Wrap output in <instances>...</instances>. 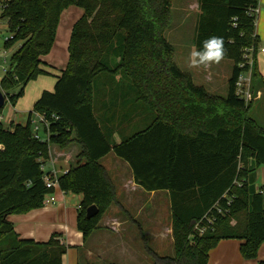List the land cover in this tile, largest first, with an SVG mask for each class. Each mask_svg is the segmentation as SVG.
<instances>
[{
	"label": "trees",
	"instance_id": "16d2710c",
	"mask_svg": "<svg viewBox=\"0 0 264 264\" xmlns=\"http://www.w3.org/2000/svg\"><path fill=\"white\" fill-rule=\"evenodd\" d=\"M258 3L199 0L197 50L205 39L223 37L225 58L234 63L222 96L195 84L174 61L165 36L171 0H6L2 17H8L12 38L4 44L20 42L0 87L13 106L29 81L49 73L42 57L54 44L62 11L74 5L84 14L73 25L69 60L55 75L54 90H44L34 105L35 111L59 116L50 123L49 141L33 137L30 117L24 124L0 121V264L62 263L67 246L61 234L41 242L21 238L8 216L45 205L54 192L41 170L49 146L66 148L74 140L81 145L78 162L58 177V185L82 195L77 228L84 240L117 201L100 163L113 151L145 190L169 191L174 255L147 250L154 264H208L209 251L222 239L242 240V256L257 258L264 243V188L256 184V171L264 165V127L250 115L253 101L234 90L239 73L249 68L240 67L246 49L257 48V14L251 9ZM252 87L264 91L255 55ZM131 108L146 113L144 123L115 143L111 127L121 131L118 114ZM93 204L100 212L88 218Z\"/></svg>",
	"mask_w": 264,
	"mask_h": 264
},
{
	"label": "crops",
	"instance_id": "0c3cea01",
	"mask_svg": "<svg viewBox=\"0 0 264 264\" xmlns=\"http://www.w3.org/2000/svg\"><path fill=\"white\" fill-rule=\"evenodd\" d=\"M258 7L259 11L256 20L258 44L255 51V59L264 82V0H259ZM199 13V0H187L184 18L186 19L185 22H188L189 17L192 16L194 32ZM83 14L84 9L81 7L75 9L69 6L62 11L54 44L50 52L42 57L43 61L47 64L45 68L49 73L41 74L35 80L43 85L37 93V99L44 90H54L56 83L55 75L67 66L71 31L74 23ZM261 51L262 53L258 57ZM219 64H213L207 70L203 69L205 70L203 74L211 77V70L215 65ZM200 71L198 69V72ZM49 75L54 76L51 81L45 78ZM203 82H210V80L206 79V81L200 82L199 86H203L209 93H212ZM212 88L215 90L216 86H212ZM212 88L210 90H213ZM262 97H264V93ZM30 111L31 109L28 112L27 120L29 119ZM262 111H264L263 108ZM145 115L146 113L144 114L134 108H131L128 114H123L122 116L118 114L117 121H119V126L123 125L122 130L119 131L120 129L111 127V139L115 143H119L124 134H129L134 129L136 130L137 126L141 127L143 125ZM123 118L125 121L120 123V120ZM72 137L75 138L74 135ZM80 152L81 145L76 140L71 142L66 148H60L57 144H50L47 164L50 165V160L53 158L59 159L56 167L59 169L58 176H60L66 169L77 164V156ZM112 152L110 151L101 157L100 163L105 167L115 185L117 201L112 203L106 210L99 222V228L87 240L83 239L82 232L77 228V215L81 194L65 192L58 184L54 189L56 196V202L54 204L44 205L26 213L10 214L8 216L9 221L14 225L16 233L21 238H30L40 242L49 240L53 234H61L63 237L62 242L67 246V251L63 254L61 264H81V257L85 255L88 261L91 262L89 259L94 255V251H101L106 253V255L112 256L113 259L110 262H115L116 264H126L128 260H134L137 263L138 260H135L134 254L135 251H145V256H151L147 250L155 252L149 246V237L153 236L160 244L166 242L173 243L172 211L169 191L145 190L135 182L129 164L125 160V162H122L123 159L115 154L114 156H109ZM65 156L68 158L67 162L63 160ZM256 173L257 187L264 188V177L261 178V184L258 183L260 174L264 173V165L259 167ZM135 231L139 233L142 245L138 241ZM242 242L239 239L220 240L218 245L209 251L208 264H258L264 259V257L259 256V252L257 258L245 259L240 253V245ZM236 252L240 253L243 258Z\"/></svg>",
	"mask_w": 264,
	"mask_h": 264
},
{
	"label": "rangeland",
	"instance_id": "374dc122",
	"mask_svg": "<svg viewBox=\"0 0 264 264\" xmlns=\"http://www.w3.org/2000/svg\"><path fill=\"white\" fill-rule=\"evenodd\" d=\"M6 1V0H0ZM191 1V0H190ZM187 0H171V12H172V20L170 26L165 31V36L170 44L173 46V59L176 62L177 66L183 71L191 74L194 83L199 85L200 82L206 81V79L210 80V82H203L207 89L218 95H227L229 88V79L232 75L233 71V61L231 59L224 58L223 62L219 65H215V67L211 70V77L205 76L203 73L205 70L200 68V72H198L197 68L189 67V56L193 48H196L194 37L196 33V29L194 32L193 29V18L189 17L188 22H185L184 13L186 7ZM0 79L3 76L5 69L9 67L11 63V55L18 48L20 41L13 42L9 47H5V40L10 37V30L8 26V17H2V13L4 9L2 8V4H0ZM75 9H78L76 6H72ZM262 51L258 54V57L261 55ZM207 73V71H206ZM53 75L46 76L45 78L48 81L52 80ZM37 79V78H36ZM31 80L25 87L24 95L19 97L15 106L7 99L5 105L1 110V116H3L2 123L6 126H9L11 123H26L28 118L29 110L34 109V105L37 101V93L40 90L41 85L39 81ZM47 85V84H44ZM212 86H216L214 90ZM212 88L213 90H210ZM16 90V89H15ZM13 90V91H15ZM264 93V91H262ZM263 96V95H262ZM7 97V93H6ZM263 98V99H261ZM260 99L254 100L252 109L250 110V115L257 119L258 123L262 126L264 125V97ZM262 105V106H261ZM261 110V111H260ZM97 116L100 115V111H96ZM10 122V123H9ZM44 132H42L43 134ZM114 152H112L109 156H114ZM106 162V161H105ZM122 162H125L122 160ZM130 169V167H128ZM262 174V176H261ZM260 174V179H258V183L261 184V178L264 177V173ZM257 180V173H256ZM163 195V193H162ZM82 198V195H81ZM136 237H138V241H140L139 233H136ZM149 246L157 252L160 256H173L174 255V246L173 243H158L153 236L149 237ZM238 253V252H236ZM135 260H138L137 263L134 260H128L126 264H153L155 260L153 257L147 255L145 256V251H135ZM241 258H243L240 253H238ZM86 256V255H85ZM82 256L80 263L81 264H106L112 261V256L106 255V253L94 251V255H92L91 262L88 259ZM259 256L264 257V244L259 250ZM93 262V263H92ZM115 263V262H114Z\"/></svg>",
	"mask_w": 264,
	"mask_h": 264
},
{
	"label": "built area",
	"instance_id": "2783aa9c",
	"mask_svg": "<svg viewBox=\"0 0 264 264\" xmlns=\"http://www.w3.org/2000/svg\"><path fill=\"white\" fill-rule=\"evenodd\" d=\"M6 1H0L2 4V8H5ZM1 6V5H0ZM259 11V7H254L251 9V12L257 14ZM12 38V36H10ZM255 49L254 47H250L246 49V63L240 64V67L248 64V70H244L239 73L236 81H235V94L243 99L245 102H251L257 99H260L263 95L261 89L255 91L252 87V64L254 60ZM30 120H31V128H32V135L35 139L41 141H49L51 130H50V123L52 120H58L59 116L56 114H47L46 112L41 111H30ZM3 120V116L0 115V121ZM42 132H44L42 134ZM65 162L68 161L67 156L63 158ZM48 159L44 161L41 165V170L43 172V178L45 182V186L47 188H54L58 184V173L59 169L56 167L58 164L59 159L53 158L50 160V165L47 164ZM69 170L66 169L63 173ZM62 173V174H63ZM58 176V177H57ZM56 202V196L54 192L48 194L45 199V205L54 204ZM209 222H212L211 218H208ZM205 231V227L199 228V232L203 233Z\"/></svg>",
	"mask_w": 264,
	"mask_h": 264
},
{
	"label": "clouds",
	"instance_id": "9594fccd",
	"mask_svg": "<svg viewBox=\"0 0 264 264\" xmlns=\"http://www.w3.org/2000/svg\"><path fill=\"white\" fill-rule=\"evenodd\" d=\"M200 50L193 48L189 56V67L209 69L213 64H219L227 53L223 37L211 36L205 39Z\"/></svg>",
	"mask_w": 264,
	"mask_h": 264
},
{
	"label": "water",
	"instance_id": "95a60500",
	"mask_svg": "<svg viewBox=\"0 0 264 264\" xmlns=\"http://www.w3.org/2000/svg\"><path fill=\"white\" fill-rule=\"evenodd\" d=\"M6 101H7L6 93L0 87V109L3 108ZM99 212H100L99 208L95 204H93L87 208L86 216L88 218H92L97 214H99Z\"/></svg>",
	"mask_w": 264,
	"mask_h": 264
}]
</instances>
